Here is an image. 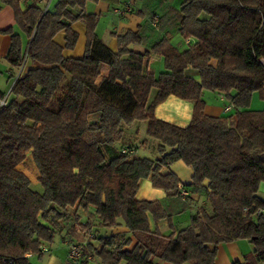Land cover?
Instances as JSON below:
<instances>
[{
	"label": "trees",
	"instance_id": "trees-1",
	"mask_svg": "<svg viewBox=\"0 0 264 264\" xmlns=\"http://www.w3.org/2000/svg\"><path fill=\"white\" fill-rule=\"evenodd\" d=\"M99 1L58 0L50 13L36 5L22 12L17 0H0L28 40L24 53L20 37L4 31L11 35L6 61L18 70L26 56L31 65L0 108V264L41 257L74 206L92 209L98 221V229L91 219L76 225L87 240L85 259L97 264H216L217 246L239 240L253 252L232 264H264V110L250 109L254 94L264 100V0H183L178 32L195 43L180 52L160 40L144 53L129 48L144 44L138 32L115 35L116 52L97 39L98 17L84 7ZM76 21L85 26L78 59L63 55L77 43ZM61 31L64 47L54 41ZM151 55L163 58L157 76L146 67ZM103 64L108 72L98 82ZM203 91L224 95L233 113L207 116ZM4 95L0 90V100ZM170 95L193 105L185 128L154 115ZM136 122L146 124L141 145L154 141L155 159L122 154L137 152L126 138ZM30 150L42 192L17 170ZM177 161L193 171L192 184L182 187L203 204L185 228L164 236L150 230L148 217L173 230V216L190 201L181 199L173 173H160ZM142 179L163 190L165 200H137ZM120 227L126 232L105 234Z\"/></svg>",
	"mask_w": 264,
	"mask_h": 264
},
{
	"label": "crops",
	"instance_id": "crops-1",
	"mask_svg": "<svg viewBox=\"0 0 264 264\" xmlns=\"http://www.w3.org/2000/svg\"><path fill=\"white\" fill-rule=\"evenodd\" d=\"M17 1L19 9L22 12H24L28 6L36 5L44 11L54 13L58 3V0ZM182 3L183 0H100L96 3L87 2L84 10L87 14L96 15L98 17L97 25L95 27V35L97 39L112 52L117 51L115 35L121 34L125 31H131L134 33L138 32L144 37L143 45L129 46L134 52L144 53L149 51L151 46L160 40H165L172 47L182 52L195 43V40L192 38L187 40L183 39L178 32L179 11ZM115 10H120L122 14L115 13ZM70 11L74 15L77 14V10L70 9ZM155 18L158 19L157 24H154ZM8 29H11L13 34L20 37L22 48L25 53L28 40L17 26L12 8L0 3V90L2 92L4 91L3 87L10 82L11 77L16 74V69L12 68L6 61V56L11 45V35L4 33V31ZM71 29L78 35L77 43L73 50H63V55L68 58L78 59L84 54L85 26L82 21H76L71 24ZM64 37L65 33L64 31H61L55 36L54 41L59 46L64 47ZM211 63L215 64L214 61ZM27 67H31L29 62H27ZM146 67L148 72L157 76L164 71L163 58L151 55L147 61ZM107 72V65H101L100 75L97 81L99 82L105 77ZM185 74L194 81L198 83L200 82V77L197 71L187 68ZM205 92L208 91H203L202 98L206 104L205 114L207 116L224 117L233 113V110L225 112V107L229 102L225 99L224 95L210 92L208 93L209 95H206L208 99L205 100ZM192 109V103L170 95L163 103L155 108L154 115L159 120L185 128L190 123ZM126 138L128 143L137 147L136 154L139 153V149L141 148L144 152L147 151L140 157L149 159L156 158L155 145L152 143L150 144V142L147 146L141 145V142L147 139L145 123H143V125L139 122L134 123L133 126L127 130ZM26 161L29 165L28 169L25 167ZM17 170L29 179L32 186L37 187L39 185V172L33 162L31 150L26 154V159L17 166ZM168 172L173 173L177 177L179 185L187 186L192 184L193 171L182 161L169 163L166 167H162L160 170L161 174H167ZM208 184V181L203 182L205 188H207ZM259 195L264 197V183H261L259 186ZM165 197L164 191L153 188L149 179H142L139 181L136 194L137 200L161 202L165 200ZM202 204V197L198 194L191 193L187 211L175 215L172 218L173 230L169 229L166 220H161L155 224L151 218L148 217L150 230L153 231L157 228L164 236L169 235L172 231L178 232L180 229H183L188 225L190 216L193 215ZM93 212L92 209L84 211L77 206L68 210V218L54 226L55 236L52 243L48 244V257L42 259V264H73L69 261L67 256L68 243L85 241L83 236L77 231V226H79L80 223L82 224L86 220L91 219V225L97 228L99 224ZM99 232L104 233L101 229H99ZM105 232V234L111 235L126 232V230L125 228L120 227L109 229ZM252 252L253 247L246 240L220 244L217 246L215 263L232 264L235 261H242L245 255ZM91 263L97 264L96 261H91Z\"/></svg>",
	"mask_w": 264,
	"mask_h": 264
},
{
	"label": "built area",
	"instance_id": "built-area-1",
	"mask_svg": "<svg viewBox=\"0 0 264 264\" xmlns=\"http://www.w3.org/2000/svg\"><path fill=\"white\" fill-rule=\"evenodd\" d=\"M115 13L117 14H122V12L120 10H115ZM158 23V19L155 18L154 19V24H157ZM26 56L23 60V63L21 64V66L18 68V70L16 71V74H15V78H14V81H13V84L12 86L14 85L15 81L23 74V72L25 71V64H26ZM262 65H264V62H262ZM12 88V87H11ZM11 90V89H10ZM10 90L9 92L4 95V97L0 100V108L5 106L6 103H7V100L9 98V93H10ZM233 110V107L231 104H228L226 105L225 107V112H230ZM122 154H126V155H135L136 154V151L133 150V149H124L121 151ZM178 189H179V194L181 196V199L184 201L185 198L189 197L190 194L189 192L184 189L181 185L178 186ZM88 238H91V236H87ZM87 240L83 241V242H69L68 243V259L71 263L73 264H80L82 262H85L87 261L88 263L90 261H92L91 257L90 256H87L86 259H85V244H86ZM48 252V249L46 247H43L41 249V253L42 255L44 253H47Z\"/></svg>",
	"mask_w": 264,
	"mask_h": 264
},
{
	"label": "rangeland",
	"instance_id": "rangeland-1",
	"mask_svg": "<svg viewBox=\"0 0 264 264\" xmlns=\"http://www.w3.org/2000/svg\"><path fill=\"white\" fill-rule=\"evenodd\" d=\"M27 62V61H26ZM25 68H26V64H25ZM17 71V70H16ZM14 78H15V74L13 75V77L10 79V82H8L4 87H3V92L5 93V95L9 92V90L11 89L12 87V84H13V81H14ZM208 93L210 92H205V95H204V99L207 100L208 97L206 95H209ZM250 109L251 110H264V100H260L259 96L256 94L253 96V100H251V104H250ZM143 125V123H142ZM153 145L155 144V142L153 141L152 142ZM147 151H143L142 148L139 149V153L136 154L137 156H141L143 153H146ZM152 154V153H151ZM26 159V157H25ZM25 167L28 169L29 168V165L26 161L25 163ZM33 189L35 190H38L40 192H42V188L40 185H38L37 187H34L33 186ZM44 246L47 248L48 247V244H44ZM45 255H42L43 257H39L38 255H32L29 257V263L30 264H42V259L45 258V257H48V252L47 253H44ZM88 264H93L91 263V261L88 263Z\"/></svg>",
	"mask_w": 264,
	"mask_h": 264
}]
</instances>
